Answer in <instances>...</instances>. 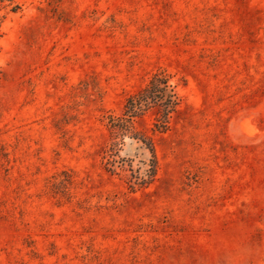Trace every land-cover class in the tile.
I'll return each instance as SVG.
<instances>
[{"label":"rangeland","instance_id":"obj_1","mask_svg":"<svg viewBox=\"0 0 264 264\" xmlns=\"http://www.w3.org/2000/svg\"><path fill=\"white\" fill-rule=\"evenodd\" d=\"M0 264H264V0H0Z\"/></svg>","mask_w":264,"mask_h":264},{"label":"trees","instance_id":"obj_2","mask_svg":"<svg viewBox=\"0 0 264 264\" xmlns=\"http://www.w3.org/2000/svg\"><path fill=\"white\" fill-rule=\"evenodd\" d=\"M178 104L179 100L174 87L162 73H155L143 88L127 97L122 117H108L109 128L114 135H118L117 132L123 135L122 133L129 131L131 119L143 115L149 109H154L156 117L153 127L159 132H164L168 128L170 115L176 110ZM139 140L151 155L149 172L153 173L155 170L153 147L146 138L142 137Z\"/></svg>","mask_w":264,"mask_h":264}]
</instances>
